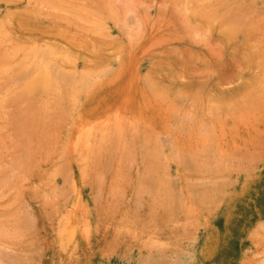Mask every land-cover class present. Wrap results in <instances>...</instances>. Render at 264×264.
<instances>
[{
	"label": "rangeland",
	"instance_id": "obj_1",
	"mask_svg": "<svg viewBox=\"0 0 264 264\" xmlns=\"http://www.w3.org/2000/svg\"><path fill=\"white\" fill-rule=\"evenodd\" d=\"M0 264H264V0H0Z\"/></svg>",
	"mask_w": 264,
	"mask_h": 264
},
{
	"label": "bare ground",
	"instance_id": "obj_2",
	"mask_svg": "<svg viewBox=\"0 0 264 264\" xmlns=\"http://www.w3.org/2000/svg\"><path fill=\"white\" fill-rule=\"evenodd\" d=\"M78 230L79 228H77L74 224H71L70 228L61 227L57 231V235L62 237L63 243H65L66 245H70L76 240L78 236Z\"/></svg>",
	"mask_w": 264,
	"mask_h": 264
}]
</instances>
